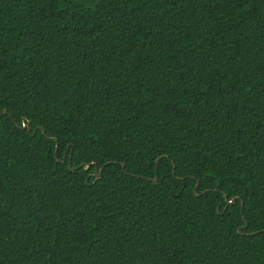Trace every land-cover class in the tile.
I'll use <instances>...</instances> for the list:
<instances>
[{
  "label": "trees",
  "instance_id": "1",
  "mask_svg": "<svg viewBox=\"0 0 264 264\" xmlns=\"http://www.w3.org/2000/svg\"><path fill=\"white\" fill-rule=\"evenodd\" d=\"M0 114V264H264V0H0Z\"/></svg>",
  "mask_w": 264,
  "mask_h": 264
},
{
  "label": "water",
  "instance_id": "2",
  "mask_svg": "<svg viewBox=\"0 0 264 264\" xmlns=\"http://www.w3.org/2000/svg\"><path fill=\"white\" fill-rule=\"evenodd\" d=\"M3 113H6V111H4ZM1 114H2V113H1ZM1 114H0V115H1ZM22 129H23V130H26V129H27L28 131H31V130H32V127H31L29 124H27V125H23ZM34 133H36V131H35ZM49 140H51V141H55L56 139H55V138H49ZM58 149H59V144H57V147H56V153L58 152ZM65 159H66V158H65ZM63 163H65V160L63 161ZM92 165H94V164H89V165L87 166V168L90 167V166H92ZM69 168H70L71 171H75V170H76V169L72 168L71 164L69 165ZM102 171H103V168H101L100 171H99V168H98V166L96 165V172H98V173H97V178H100V177H101V173H102ZM174 172H175V171H174ZM157 180H158V178L155 179V181H157ZM197 187H198V186H197ZM226 198H227V201L229 202L230 205H234V204L236 203L237 199H238V198H234L233 200H230V198H229L228 196H226ZM247 227H248V224H246L243 228H247ZM239 231H241V229H240Z\"/></svg>",
  "mask_w": 264,
  "mask_h": 264
}]
</instances>
